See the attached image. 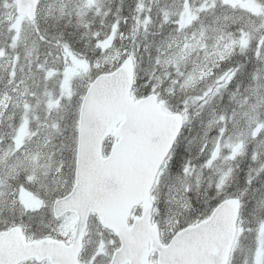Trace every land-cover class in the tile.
<instances>
[{
    "label": "snow or ice",
    "instance_id": "obj_1",
    "mask_svg": "<svg viewBox=\"0 0 264 264\" xmlns=\"http://www.w3.org/2000/svg\"><path fill=\"white\" fill-rule=\"evenodd\" d=\"M0 264H264V0H0Z\"/></svg>",
    "mask_w": 264,
    "mask_h": 264
}]
</instances>
